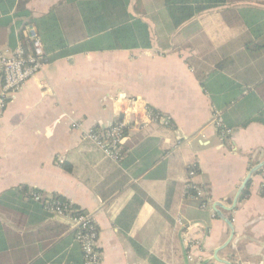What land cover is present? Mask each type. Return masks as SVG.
I'll return each instance as SVG.
<instances>
[{"label": "crops", "instance_id": "1", "mask_svg": "<svg viewBox=\"0 0 264 264\" xmlns=\"http://www.w3.org/2000/svg\"><path fill=\"white\" fill-rule=\"evenodd\" d=\"M58 2L0 0V52L27 48L30 17ZM230 8L260 15L251 30L264 20V0H229L174 27L163 0H129L150 47L45 57L0 120V264H83L69 219L32 191L93 215L101 264H264V165L227 209L264 160V124L223 127L190 62L195 35ZM117 120L114 162L82 135Z\"/></svg>", "mask_w": 264, "mask_h": 264}, {"label": "trees", "instance_id": "2", "mask_svg": "<svg viewBox=\"0 0 264 264\" xmlns=\"http://www.w3.org/2000/svg\"><path fill=\"white\" fill-rule=\"evenodd\" d=\"M228 1L163 0L174 27ZM128 5L129 0H59L47 13L29 21L40 37L45 57L51 59L79 52L148 48L149 26L131 14ZM259 16L225 9L209 23L208 34L199 32L193 40L198 52L190 62L225 128L252 121L264 124V20L255 22L258 28L250 29L256 17L261 20ZM208 66L212 70L204 75ZM26 193L28 199L45 205L43 200H34L33 194L39 191ZM51 199L77 208L60 195Z\"/></svg>", "mask_w": 264, "mask_h": 264}, {"label": "built area", "instance_id": "3", "mask_svg": "<svg viewBox=\"0 0 264 264\" xmlns=\"http://www.w3.org/2000/svg\"><path fill=\"white\" fill-rule=\"evenodd\" d=\"M29 45L27 48H19L14 54L0 52V120L7 105V101L15 94L22 85L34 77L42 68L45 55L40 37L33 27L27 30ZM149 120L159 117L149 114ZM75 126V125H73ZM125 123L117 120L107 126L91 128L83 132L82 138L94 144L105 157L114 162L122 159V141L125 134ZM190 175L193 174L190 171ZM191 186V185H190ZM191 196L198 197L201 192L195 188ZM34 200H43L46 209L57 215L65 216L71 222L74 229L75 239L79 243L84 261L83 264H101L100 253L97 245L98 229L92 214L79 208L63 206L57 200L51 198L43 199L40 193H34Z\"/></svg>", "mask_w": 264, "mask_h": 264}, {"label": "water", "instance_id": "4", "mask_svg": "<svg viewBox=\"0 0 264 264\" xmlns=\"http://www.w3.org/2000/svg\"><path fill=\"white\" fill-rule=\"evenodd\" d=\"M263 165H264V160L261 161L260 163H258L257 165H255L254 167H252V168L250 169L249 174L246 176L245 180L243 181V183H242L241 186L239 187V189H238V191H237V193H236V195H235V197H234V199H233V202H232L231 206L228 207L227 209H230V210H231V209H233V208L235 207V204H236V202H237V199H238V197H239V195H240L242 189L244 188V186H245L246 183L248 182L250 175H251L254 171H256L257 169L261 168ZM217 207H222V206H221L219 203H216L215 206H214L215 210H217V209H216ZM226 223L229 225V227H232L231 222H230L228 219H226ZM223 263L231 264V263H229L228 261H223Z\"/></svg>", "mask_w": 264, "mask_h": 264}, {"label": "bare ground", "instance_id": "5", "mask_svg": "<svg viewBox=\"0 0 264 264\" xmlns=\"http://www.w3.org/2000/svg\"><path fill=\"white\" fill-rule=\"evenodd\" d=\"M159 117V116H158Z\"/></svg>", "mask_w": 264, "mask_h": 264}]
</instances>
